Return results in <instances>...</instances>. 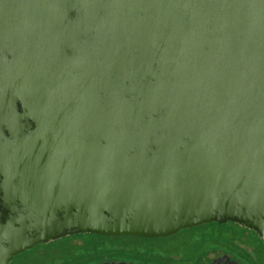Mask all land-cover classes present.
Returning a JSON list of instances; mask_svg holds the SVG:
<instances>
[{"label": "water", "instance_id": "obj_1", "mask_svg": "<svg viewBox=\"0 0 264 264\" xmlns=\"http://www.w3.org/2000/svg\"><path fill=\"white\" fill-rule=\"evenodd\" d=\"M211 222L264 241V0H0V264Z\"/></svg>", "mask_w": 264, "mask_h": 264}, {"label": "flooded vegetation", "instance_id": "obj_2", "mask_svg": "<svg viewBox=\"0 0 264 264\" xmlns=\"http://www.w3.org/2000/svg\"><path fill=\"white\" fill-rule=\"evenodd\" d=\"M210 224L230 227L226 239H198L190 234ZM212 243H219L225 251L205 252ZM223 257L238 264H264V241L253 229L235 222H211L165 237L81 232L39 243L15 255L9 264H212Z\"/></svg>", "mask_w": 264, "mask_h": 264}, {"label": "rangeland", "instance_id": "obj_3", "mask_svg": "<svg viewBox=\"0 0 264 264\" xmlns=\"http://www.w3.org/2000/svg\"><path fill=\"white\" fill-rule=\"evenodd\" d=\"M226 229L228 231L231 228L230 227L219 226V225H216V224H210V225H206V226H199V227L193 229L190 232V234L192 236L197 237L198 239H201L200 237H203L204 239L213 240V241H216V240H219V239H224L225 240L226 236H228L226 234ZM215 248L221 250V252L225 251V250L222 251V247H221V245H219V243H212V245L206 246V248H204V251L208 252L211 249H215ZM228 254L231 255L230 253H228Z\"/></svg>", "mask_w": 264, "mask_h": 264}]
</instances>
